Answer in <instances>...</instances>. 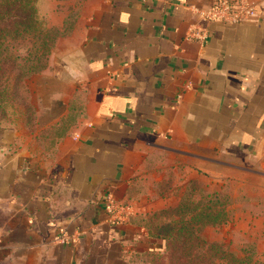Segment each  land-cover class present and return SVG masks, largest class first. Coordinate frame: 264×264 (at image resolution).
<instances>
[{
	"label": "crops",
	"instance_id": "0c3cea01",
	"mask_svg": "<svg viewBox=\"0 0 264 264\" xmlns=\"http://www.w3.org/2000/svg\"><path fill=\"white\" fill-rule=\"evenodd\" d=\"M253 1L257 16L234 26L200 19L211 0L84 1L53 61L67 109L52 123L72 116L66 134L46 150L22 120L0 123V264H146L162 248L148 222L192 186L229 200L201 236L264 261V0ZM190 28L206 41L186 39ZM108 195L131 207L126 223L108 222Z\"/></svg>",
	"mask_w": 264,
	"mask_h": 264
},
{
	"label": "trees",
	"instance_id": "16d2710c",
	"mask_svg": "<svg viewBox=\"0 0 264 264\" xmlns=\"http://www.w3.org/2000/svg\"><path fill=\"white\" fill-rule=\"evenodd\" d=\"M60 35L56 28L39 27L34 0H0V105L14 89H23L27 79L46 68L48 57ZM21 41L27 43L25 55L16 51ZM66 109L67 104L55 100L47 112L48 127H57L64 117L54 124L52 122ZM27 128L32 131L31 127ZM64 134L66 132L60 136ZM228 203L224 194L204 192L195 186L189 188L177 207L153 215L148 222L149 236L161 241L162 248L158 253L155 250L146 253L144 262L165 252L167 264H206L207 261L210 264H215L213 261H217L216 264L223 261L264 264V261L255 258L252 246H247L241 256H237L201 236L204 227L225 223ZM210 249L217 252L208 255Z\"/></svg>",
	"mask_w": 264,
	"mask_h": 264
},
{
	"label": "rangeland",
	"instance_id": "374dc122",
	"mask_svg": "<svg viewBox=\"0 0 264 264\" xmlns=\"http://www.w3.org/2000/svg\"><path fill=\"white\" fill-rule=\"evenodd\" d=\"M34 1L39 27L42 29L50 27L56 28L61 35L57 38L55 46L51 50L46 68L40 73L27 79L26 86L23 85V89H14L11 92L10 97L4 99L1 103L0 123L10 124L18 119L22 120L26 128L27 126L32 128L30 134L35 135L39 147L41 149L49 150L60 134L66 132L73 119L72 116L64 117L58 122L57 127H48L47 120L49 115L47 112L55 101L53 100L55 91L60 89V87H63L60 83L61 80L58 76H55V73L53 72V61L54 57L59 59V49L60 51L65 50V52H68V49H70V35L75 28V22L79 17V13L85 0ZM26 48L27 43L21 41L18 43L16 51L20 55H25ZM56 54L58 55L55 56ZM56 71L57 70H55V72ZM206 235L210 236L209 234ZM218 246L223 250L227 249L230 251V246L224 243ZM201 250H203V248ZM214 252H217V250L210 249L207 251V254L212 255ZM157 256L156 258L153 257L152 259H147L148 261L145 263L167 264L165 252L157 254ZM209 262L210 261H207L206 264H210ZM213 262H215V264L218 263L217 261ZM222 264H233V261H223Z\"/></svg>",
	"mask_w": 264,
	"mask_h": 264
},
{
	"label": "built area",
	"instance_id": "2783aa9c",
	"mask_svg": "<svg viewBox=\"0 0 264 264\" xmlns=\"http://www.w3.org/2000/svg\"><path fill=\"white\" fill-rule=\"evenodd\" d=\"M198 14L203 22L234 26L254 19L257 10L253 0H211L207 7L198 10ZM185 37L203 43L207 39V33L190 28ZM104 209L108 222L114 226L126 223L132 212L129 205L115 201L110 195L105 198ZM57 239L61 242L67 241L64 236Z\"/></svg>",
	"mask_w": 264,
	"mask_h": 264
}]
</instances>
